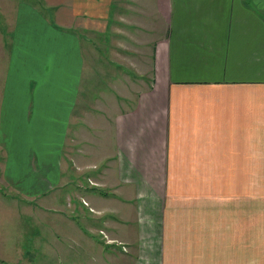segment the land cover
Returning <instances> with one entry per match:
<instances>
[{
    "label": "crops",
    "instance_id": "0c3cea01",
    "mask_svg": "<svg viewBox=\"0 0 264 264\" xmlns=\"http://www.w3.org/2000/svg\"><path fill=\"white\" fill-rule=\"evenodd\" d=\"M39 5H13L0 47V264H264L247 179L264 170V0Z\"/></svg>",
    "mask_w": 264,
    "mask_h": 264
},
{
    "label": "rangeland",
    "instance_id": "374dc122",
    "mask_svg": "<svg viewBox=\"0 0 264 264\" xmlns=\"http://www.w3.org/2000/svg\"><path fill=\"white\" fill-rule=\"evenodd\" d=\"M21 4L35 5V6H39L40 8H42V5L41 6L39 5V0H0V32L2 34V40H0V47L4 46V40L7 38V36L11 32V28H12L11 22L13 19L12 7H13V5L17 6V5H21ZM10 13H12V19L10 17ZM1 14H2V16H1ZM5 14H6V16H5ZM3 37H4V39H3ZM104 63H106L105 69H110L109 60L105 61ZM101 65L102 64L97 62V60L95 58L85 59V70L83 73V83L86 84L89 89L83 91V94H87V97L91 93H93V90H95L94 89L95 82L93 81V79H94L93 73H94L95 69L97 67L100 68ZM127 71L130 72L129 67H126L125 72H127ZM105 85H107L106 81H105ZM125 88L126 87H123V86L119 87V89H121L123 92H124V90H126ZM84 102H86L88 104L87 106H83L84 111L93 112V110L96 109V104H90L88 99H84L83 103ZM123 105H126V103L121 101V103H120L121 109H123ZM189 173H191V172H169V177L170 178H173V177L174 178H180V177H185V175H187ZM223 175H224V172H218V171L217 172H192V177H199L201 179L202 178H211V179L222 178ZM256 178H259V179H256ZM247 179H248L249 184L252 180L255 183V186L248 188L249 190H253V191L257 190V193H259L261 190H264V170L263 171H254V170L248 171L247 172ZM262 180H263V185H261ZM1 184H2V182H1V174H0V187L2 188ZM7 193H9L8 190H1L0 189V196L5 195ZM50 254L53 257L58 258V256L61 253L59 251H57L55 253L50 252Z\"/></svg>",
    "mask_w": 264,
    "mask_h": 264
},
{
    "label": "built area",
    "instance_id": "2783aa9c",
    "mask_svg": "<svg viewBox=\"0 0 264 264\" xmlns=\"http://www.w3.org/2000/svg\"><path fill=\"white\" fill-rule=\"evenodd\" d=\"M101 234H102V235H104V233H103V232H101ZM104 237L106 238V236H105V235H104ZM107 242H111V241L107 240Z\"/></svg>",
    "mask_w": 264,
    "mask_h": 264
}]
</instances>
